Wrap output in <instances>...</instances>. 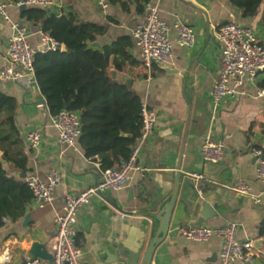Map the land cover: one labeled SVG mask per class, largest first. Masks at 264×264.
<instances>
[{"label": "crops", "instance_id": "crops-1", "mask_svg": "<svg viewBox=\"0 0 264 264\" xmlns=\"http://www.w3.org/2000/svg\"><path fill=\"white\" fill-rule=\"evenodd\" d=\"M160 9L162 19L169 25L177 19L191 25L196 34L192 48L181 47L176 32L171 31L172 57L166 62V71L156 64L147 67L139 58L132 32L144 19L136 12H124L111 5L103 14L96 0H54L48 8L58 15L70 10L106 28L98 37L100 46L128 35L132 40L130 53L136 60L127 63L124 71H117L118 80L131 86L142 102L156 112V126L152 136L139 153V163L147 170L143 174L132 172L129 181L119 190H107L93 196L91 202L77 214V240L83 248L82 264H141L149 241L158 231L159 221L153 217L169 201L176 190L179 173L180 188L170 219L167 237L155 249L152 264H218L222 240L218 236L206 242L187 240L175 234L177 226L196 221L204 206H209L212 217L203 225L222 226L229 222L241 225L239 239L250 246L251 264L264 262V237L259 227L264 220V186L257 179V160L252 148L264 150V72L256 82H246L237 96H230L219 106L212 100V89L220 72L223 55L216 37L219 24L234 21L251 26L264 43V25L261 20L264 3L258 13L243 17L230 0H153ZM20 7L10 6L15 21L27 25L30 40L39 44L42 29L22 17ZM12 29L0 16V66L8 63V42ZM131 83V85H130ZM0 90L18 101L16 123L28 155V170L22 171L12 163L3 161L8 175L18 179L32 173L45 179L52 168L61 173L52 202L37 206L30 203L22 218L2 219L0 226V258L5 250L11 260L23 263L33 242L44 243L48 250L56 232L55 217L64 208L66 194H78L96 184L101 177V165L86 156L78 142L70 148L58 141L52 124V115L34 78L20 81H0ZM224 125V128L222 127ZM42 131V144L31 149L27 144L30 131ZM209 129L226 147L223 158L214 163L202 155L204 137ZM2 151H0V159ZM201 174L196 180L192 174ZM23 174H25L24 177ZM238 181L250 187L249 194L232 189ZM262 202H255L254 197ZM26 215L29 219L25 221ZM123 215V216H121ZM124 251L141 257L130 259ZM234 264H244L236 261Z\"/></svg>", "mask_w": 264, "mask_h": 264}, {"label": "built area", "instance_id": "built-area-1", "mask_svg": "<svg viewBox=\"0 0 264 264\" xmlns=\"http://www.w3.org/2000/svg\"><path fill=\"white\" fill-rule=\"evenodd\" d=\"M100 11L106 14L111 6L110 0H96ZM54 0H0V16L12 29L8 42V63L0 66V81H20L31 77L35 79L34 62L38 52L46 53L61 47L58 41L47 31H41L39 44L31 42L27 25L15 21L10 13V6L50 8ZM144 19L133 29L132 35L139 52V58L145 66L151 67L153 61L166 63L173 54L171 31L176 32L177 43L183 48H192L196 34L194 28L183 20H175L172 25L167 24L161 17L159 6L153 0L144 6ZM264 25V13L261 18ZM216 37L221 43L223 61L220 72L213 85L212 100L217 107L230 96H237L246 82H256L258 75L264 72V43L255 30L248 25L229 21L219 24ZM258 96H264V88L258 90ZM142 127L137 143L132 147L129 158L122 160L118 165L102 169L101 177L96 184L88 186L78 194H66L63 211L55 217L56 232L49 246L52 261L42 258L27 259L25 264H82L83 248L77 240V214L87 206L93 196L102 195L107 190H119L130 179L132 172L143 174L147 169L139 163V153L153 134L156 126V112L148 104L142 102ZM52 124L58 133V141L70 148H77L82 135L80 112L62 109L52 115ZM27 144L31 149H38L42 144V131L36 129L27 134ZM226 152V147L212 129L204 137L202 155L211 162L220 161ZM251 154L257 160L256 176L264 186V150L252 148ZM196 180L203 179V175L193 173ZM61 173L52 168L47 177L42 179L32 173L24 178L32 190L31 203L43 206L52 202L55 189L60 183ZM232 189L240 194H249L250 187L243 181H238ZM255 202H262L261 198L254 197ZM123 216V215H121ZM241 225L229 222L222 226L192 224L177 226L176 235L195 242H206L218 236L222 240L218 257V264H234L242 261L251 264L252 254L247 250L250 246L239 239ZM0 264H19L11 260L7 250L0 258ZM24 264V263H21Z\"/></svg>", "mask_w": 264, "mask_h": 264}, {"label": "trees", "instance_id": "trees-1", "mask_svg": "<svg viewBox=\"0 0 264 264\" xmlns=\"http://www.w3.org/2000/svg\"><path fill=\"white\" fill-rule=\"evenodd\" d=\"M149 1L110 3L127 13L135 5L136 12L142 14ZM230 2L241 10L243 17H251L258 13L264 0ZM21 15L49 32L61 45L55 51L38 52L34 62L35 80L51 115L64 108L80 112L79 143L86 156L98 161L102 169L129 158L141 134L142 100L131 86L112 75L110 66L124 71L127 63L136 62L130 53L131 37L121 36L99 47L95 43L106 28L81 18L76 11L58 15L46 8L29 6ZM260 86L264 87V80ZM17 107V99L0 90V226L4 217L22 218L33 196L24 180L8 175L3 162L28 170V155L16 123ZM259 235L264 237V220Z\"/></svg>", "mask_w": 264, "mask_h": 264}, {"label": "water", "instance_id": "water-1", "mask_svg": "<svg viewBox=\"0 0 264 264\" xmlns=\"http://www.w3.org/2000/svg\"><path fill=\"white\" fill-rule=\"evenodd\" d=\"M26 8H27L26 5L20 6L21 11H24ZM95 45L100 47L98 43H95ZM62 49L65 50L66 47L62 46ZM153 63L158 65L160 68L166 71L170 70L167 63H160L158 61H153ZM112 75L115 76V72H112ZM40 101H41L40 103L46 104L45 98H43ZM222 127L224 128V125H222ZM24 176L25 174H23L22 177ZM179 188H180V180H179V173H177L175 192L172 194L169 201L164 203V205L160 208V210L157 213L153 214V217L159 221V228L155 236H153L151 240L149 241V244L142 256L141 264H152V257H153L156 247L162 241H164V239L167 237L169 230H170V219H171L173 208H174L177 196H178ZM208 210H209V206L208 205L204 206L202 213L193 223L194 226H200L204 224L207 219L212 217V214ZM28 219H29V215H26L25 221ZM124 254H127L130 257V259L135 258L138 260L142 255V251H139L136 254H132L131 252L124 251ZM26 256H27V259H30V260L35 259V258H42L48 261H52V255L49 252L47 246L44 243L37 242V241L31 244L30 249L26 253ZM26 262L27 260H25L23 263L25 264ZM129 264H137V261L132 262L129 260Z\"/></svg>", "mask_w": 264, "mask_h": 264}]
</instances>
